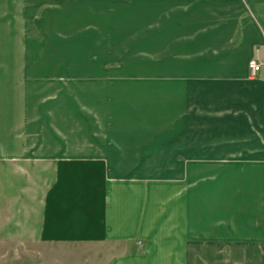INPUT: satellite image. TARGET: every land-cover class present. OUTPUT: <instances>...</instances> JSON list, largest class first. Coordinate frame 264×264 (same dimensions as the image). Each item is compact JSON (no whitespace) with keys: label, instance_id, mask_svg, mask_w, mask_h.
<instances>
[{"label":"crops","instance_id":"obj_1","mask_svg":"<svg viewBox=\"0 0 264 264\" xmlns=\"http://www.w3.org/2000/svg\"><path fill=\"white\" fill-rule=\"evenodd\" d=\"M32 42L183 75L139 165L76 149L41 161L57 171L42 239L102 241L113 264H264V0H0V96L25 88ZM32 142L30 123L10 131L0 163L31 165ZM17 209L0 248L17 242Z\"/></svg>","mask_w":264,"mask_h":264},{"label":"rangeland","instance_id":"obj_2","mask_svg":"<svg viewBox=\"0 0 264 264\" xmlns=\"http://www.w3.org/2000/svg\"><path fill=\"white\" fill-rule=\"evenodd\" d=\"M115 45L118 49L119 42ZM29 53L25 65L33 72L25 88L13 97L0 96L8 101L0 106V143L27 123L33 135L31 165L0 163V238L14 229L10 210L25 213L16 219L17 242L9 244L14 248H0V264H113L114 251L102 241L61 243L39 236L45 194L57 176L54 166L41 161L56 151L76 149L79 155L84 150L86 156L137 165L151 152L153 140L165 134L172 112L168 83L183 75L123 73L118 59L103 63L94 54L40 42H32ZM144 61L138 65L150 69L152 63ZM123 64L129 67V61ZM66 68L87 72H57Z\"/></svg>","mask_w":264,"mask_h":264},{"label":"built area","instance_id":"obj_3","mask_svg":"<svg viewBox=\"0 0 264 264\" xmlns=\"http://www.w3.org/2000/svg\"><path fill=\"white\" fill-rule=\"evenodd\" d=\"M263 64L258 62L257 60H252L249 63V70L251 77H255L259 71L261 70Z\"/></svg>","mask_w":264,"mask_h":264}]
</instances>
